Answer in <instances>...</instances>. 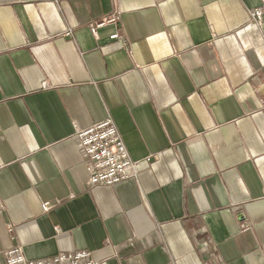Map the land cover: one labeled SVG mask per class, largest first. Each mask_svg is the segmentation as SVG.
<instances>
[{
  "label": "crops",
  "instance_id": "1",
  "mask_svg": "<svg viewBox=\"0 0 264 264\" xmlns=\"http://www.w3.org/2000/svg\"><path fill=\"white\" fill-rule=\"evenodd\" d=\"M255 10L264 0H0V264L16 247L31 260L264 264ZM107 118L138 174L90 186L76 130Z\"/></svg>",
  "mask_w": 264,
  "mask_h": 264
},
{
  "label": "built area",
  "instance_id": "2",
  "mask_svg": "<svg viewBox=\"0 0 264 264\" xmlns=\"http://www.w3.org/2000/svg\"><path fill=\"white\" fill-rule=\"evenodd\" d=\"M252 19L262 23L263 12L255 10ZM118 16H111L101 22L92 24L94 35L97 30L110 24H116ZM67 32L66 35H70ZM118 34L111 36L112 40L120 39ZM264 104V99H261ZM76 141L88 171L87 183L90 186H113L133 179L137 176L138 162L131 159L124 140L111 118L89 128L76 130ZM44 212L50 209L49 203L42 205ZM7 264H98L92 253L87 250L75 253L59 254L52 258L31 260L27 259L21 248H14L6 253Z\"/></svg>",
  "mask_w": 264,
  "mask_h": 264
}]
</instances>
